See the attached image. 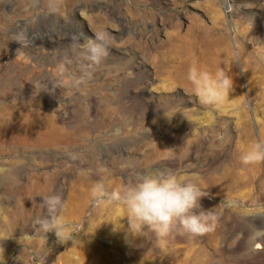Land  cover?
<instances>
[{"label":"rangeland","instance_id":"obj_1","mask_svg":"<svg viewBox=\"0 0 264 264\" xmlns=\"http://www.w3.org/2000/svg\"><path fill=\"white\" fill-rule=\"evenodd\" d=\"M96 32L108 55L77 84V38ZM262 56L264 0H61L55 13L0 0V264H264L249 239L264 228V163L239 160L264 141ZM193 64L233 79L223 105L199 103ZM169 170L208 194L214 232L158 240L133 233L122 206L93 203L98 180L113 190ZM50 193L70 241L33 224Z\"/></svg>","mask_w":264,"mask_h":264},{"label":"clouds","instance_id":"obj_2","mask_svg":"<svg viewBox=\"0 0 264 264\" xmlns=\"http://www.w3.org/2000/svg\"><path fill=\"white\" fill-rule=\"evenodd\" d=\"M60 4L61 0H48L49 11L57 12ZM14 40L20 45L29 42L23 31ZM110 42L107 32H96L94 38H84L82 43L77 38L75 46L79 47L85 61L81 65L82 74L77 84L91 78V69L107 57ZM187 80L199 103L206 107L223 105L234 90V81L225 72L200 70L195 64L190 67ZM239 160L244 166L264 163V141L253 142ZM207 195L193 180H180L172 170L141 174L134 183L118 189L108 190L102 179L91 187V197L96 207L122 206L133 233L148 230L158 240H165L175 233L197 237L214 232L218 215L211 209H203L201 205V199ZM39 206L42 214L33 221L36 230L44 236L53 233L60 243L70 241L73 238L72 230L61 215L65 207L62 196L58 193L42 195ZM249 239L257 245H264V228H255Z\"/></svg>","mask_w":264,"mask_h":264},{"label":"bare ground","instance_id":"obj_3","mask_svg":"<svg viewBox=\"0 0 264 264\" xmlns=\"http://www.w3.org/2000/svg\"><path fill=\"white\" fill-rule=\"evenodd\" d=\"M88 105V104H87ZM92 112V111H91ZM94 113V112H93ZM91 114V113H90ZM252 248V247H251ZM253 250H252V254H251V256L253 257V261H254V256H259V251H260V249H261V247L259 246V245H256L255 247H253L252 248ZM250 256V257H251ZM248 257V256H247ZM249 258V257H248ZM244 263V262H243ZM248 263V262H247ZM249 263H250V261H249ZM252 264V263H251Z\"/></svg>","mask_w":264,"mask_h":264}]
</instances>
